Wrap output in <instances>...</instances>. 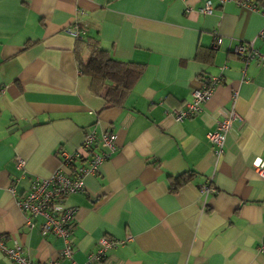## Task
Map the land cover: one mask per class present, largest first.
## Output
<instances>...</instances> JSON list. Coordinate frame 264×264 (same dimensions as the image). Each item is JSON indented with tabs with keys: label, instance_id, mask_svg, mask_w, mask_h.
<instances>
[{
	"label": "crops",
	"instance_id": "0c3cea01",
	"mask_svg": "<svg viewBox=\"0 0 264 264\" xmlns=\"http://www.w3.org/2000/svg\"><path fill=\"white\" fill-rule=\"evenodd\" d=\"M0 0V235L36 263L84 264L102 237L120 243L98 264H264V0ZM256 5L257 7H254ZM100 39L116 59L146 70L122 105L111 82L82 72L77 37ZM220 36V41L217 37ZM261 56L245 61L240 44ZM84 59L88 53L82 54ZM203 76H221L197 115L177 121ZM236 111L221 155L209 139ZM95 147L116 134V150L77 207L72 258L64 240L30 226L18 207L36 178L60 167L58 150ZM26 167L17 166V158ZM194 171L177 191L170 176ZM216 192L203 193V185ZM0 264H13L0 251Z\"/></svg>",
	"mask_w": 264,
	"mask_h": 264
},
{
	"label": "built area",
	"instance_id": "2783aa9c",
	"mask_svg": "<svg viewBox=\"0 0 264 264\" xmlns=\"http://www.w3.org/2000/svg\"><path fill=\"white\" fill-rule=\"evenodd\" d=\"M240 4L249 3V0H235ZM254 7H257L254 5ZM258 8V7H257ZM205 14L213 11L212 1H206L205 5L200 8ZM264 12V9H262ZM68 33L77 38L83 37L86 33L83 29H68ZM218 36L217 40L220 41ZM236 53L245 61L246 66L252 59L261 56V52L254 47L253 43L240 44ZM221 76H203L200 86L194 90L192 99L187 103L186 108L175 109L173 114L177 121H183L200 113L203 105L207 103L214 95L215 89L222 82ZM237 118L236 111H231L224 116L219 127L209 133L211 143L216 147V153L221 155L226 142L227 133L231 123ZM97 136L95 132H89L79 149L69 151L65 148L58 150L60 157V167L49 177L36 178L28 192L20 200L18 207L26 215V222L30 226L36 224V219H42L39 228L42 233H53L64 240L63 250L60 252L61 257L72 258L73 246L71 236L73 234L77 207L66 203L68 197L73 194L82 193L86 190L85 177L89 174L99 173L103 163L116 150V134L106 133L101 140V147H95ZM26 159L18 156L17 166L21 169L26 167ZM255 167L260 176L264 179V161L258 159L255 161ZM203 193H212L217 190L211 185L202 186ZM120 242L115 239L102 237L98 241L97 252L91 254L84 264L102 263L111 248ZM0 251L4 253L13 264H40L34 262L24 251L22 244L15 243L12 247L8 246L3 236L0 235ZM49 264H58L52 261Z\"/></svg>",
	"mask_w": 264,
	"mask_h": 264
},
{
	"label": "trees",
	"instance_id": "16d2710c",
	"mask_svg": "<svg viewBox=\"0 0 264 264\" xmlns=\"http://www.w3.org/2000/svg\"><path fill=\"white\" fill-rule=\"evenodd\" d=\"M76 53L82 72L93 77L94 83L111 82L105 97L112 105H122L138 80L144 74L143 64L116 59L102 47L100 39L94 36L77 38ZM88 53L85 60L82 54ZM196 173L188 171L170 176V186L177 191L182 185L194 178Z\"/></svg>",
	"mask_w": 264,
	"mask_h": 264
}]
</instances>
